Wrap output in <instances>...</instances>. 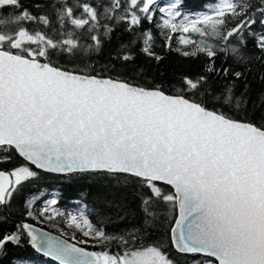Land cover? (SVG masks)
<instances>
[{"label":"snow or ice","instance_id":"snow-or-ice-1","mask_svg":"<svg viewBox=\"0 0 264 264\" xmlns=\"http://www.w3.org/2000/svg\"><path fill=\"white\" fill-rule=\"evenodd\" d=\"M28 248L264 264V0H0V264Z\"/></svg>","mask_w":264,"mask_h":264},{"label":"trees","instance_id":"trees-1","mask_svg":"<svg viewBox=\"0 0 264 264\" xmlns=\"http://www.w3.org/2000/svg\"><path fill=\"white\" fill-rule=\"evenodd\" d=\"M201 0H189L190 6L192 4H199ZM160 51L161 55H164L166 57L164 67L169 69V71L174 70L176 68H179L182 66V60L181 58L175 53H166ZM44 190L51 194H56V193H61L62 195L60 196L59 204L58 205H69V206H76L75 201L78 199V191L75 190L74 188H69L68 186L64 185L59 178L57 177H50L45 181L41 182ZM42 226L54 233L59 234L56 230L53 228H50L49 226L43 224L39 225ZM92 249V248H89ZM95 250V249H93ZM25 256H27L31 260V264H57L53 259L48 258L41 253L36 252L35 250L28 248L24 253Z\"/></svg>","mask_w":264,"mask_h":264},{"label":"rangeland","instance_id":"rangeland-1","mask_svg":"<svg viewBox=\"0 0 264 264\" xmlns=\"http://www.w3.org/2000/svg\"><path fill=\"white\" fill-rule=\"evenodd\" d=\"M51 194L49 195L50 198ZM58 210L60 211H64L65 213H74L77 211V207L76 206H69V205H57ZM45 225L49 226L50 228H53L54 230H56L58 233V229H64V231L68 232L69 235H71V230L68 229L65 225V222L63 220V218H57L55 221L52 222H46ZM93 250V249H90ZM59 264V263H58Z\"/></svg>","mask_w":264,"mask_h":264},{"label":"water","instance_id":"water-1","mask_svg":"<svg viewBox=\"0 0 264 264\" xmlns=\"http://www.w3.org/2000/svg\"><path fill=\"white\" fill-rule=\"evenodd\" d=\"M38 227H42V226H39V225H37ZM45 231H47V232H50L52 235H59V234H57V233H54V232H52V231H50V230H48V229H46V228H44V227H42ZM90 250V249H89ZM47 257V256H46ZM48 258H51V257H48ZM51 259H53V258H51ZM54 260V259H53ZM57 264L59 263L58 261H56V260H54Z\"/></svg>","mask_w":264,"mask_h":264}]
</instances>
